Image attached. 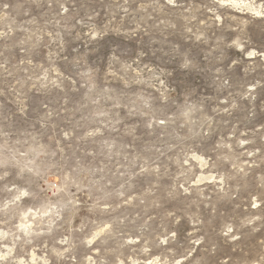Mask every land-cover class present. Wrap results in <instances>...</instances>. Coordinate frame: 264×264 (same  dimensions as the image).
<instances>
[{"label": "rangeland", "instance_id": "obj_1", "mask_svg": "<svg viewBox=\"0 0 264 264\" xmlns=\"http://www.w3.org/2000/svg\"><path fill=\"white\" fill-rule=\"evenodd\" d=\"M0 264H264V0H0Z\"/></svg>", "mask_w": 264, "mask_h": 264}]
</instances>
